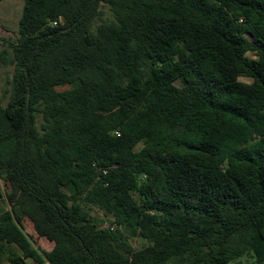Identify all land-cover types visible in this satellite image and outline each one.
<instances>
[{"label": "trees", "instance_id": "16d2710c", "mask_svg": "<svg viewBox=\"0 0 264 264\" xmlns=\"http://www.w3.org/2000/svg\"><path fill=\"white\" fill-rule=\"evenodd\" d=\"M19 35L0 264H264V0H25Z\"/></svg>", "mask_w": 264, "mask_h": 264}, {"label": "rangeland", "instance_id": "374dc122", "mask_svg": "<svg viewBox=\"0 0 264 264\" xmlns=\"http://www.w3.org/2000/svg\"><path fill=\"white\" fill-rule=\"evenodd\" d=\"M25 6V0H4L0 3V25H7L9 29L12 31L11 39L16 41L19 38V30H20V20L23 16ZM106 17L109 20L114 18L113 13L110 11L108 7L105 8ZM1 40V39H0ZM9 50V56H13V51L7 47V43H2L0 41V52L3 50ZM15 73V66L11 63H5L0 58V98L4 100L5 104H7L9 99V91L11 90V81L13 79ZM241 80L243 82H250L249 78L245 76H241ZM7 179V177H6ZM10 182L7 188L9 191ZM10 209L6 202L0 203V215L2 210ZM92 214L99 219H105V213L96 207L91 208ZM26 231L30 235L34 236V243L38 247H41L44 250L50 251L54 248V243L48 241L45 238H41L34 227V224L30 221L26 222ZM137 249H140L144 246V241L141 239H134L132 241ZM1 264H11L7 257H4ZM242 264H251L249 261H242Z\"/></svg>", "mask_w": 264, "mask_h": 264}, {"label": "crops", "instance_id": "0c3cea01", "mask_svg": "<svg viewBox=\"0 0 264 264\" xmlns=\"http://www.w3.org/2000/svg\"><path fill=\"white\" fill-rule=\"evenodd\" d=\"M4 1V0H3ZM1 3V2H0ZM11 34H12V31L9 29V27L7 25H0V41L2 43H7V47L9 48V43L6 42L5 40H12L11 39ZM10 49V48H9ZM7 50V49H5ZM4 51V50H3ZM2 52V51H1Z\"/></svg>", "mask_w": 264, "mask_h": 264}, {"label": "built area", "instance_id": "2783aa9c", "mask_svg": "<svg viewBox=\"0 0 264 264\" xmlns=\"http://www.w3.org/2000/svg\"><path fill=\"white\" fill-rule=\"evenodd\" d=\"M8 185H9V181L6 179L5 175H3L0 171V189L3 191L5 195L7 192H9L7 191Z\"/></svg>", "mask_w": 264, "mask_h": 264}]
</instances>
